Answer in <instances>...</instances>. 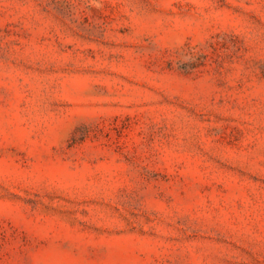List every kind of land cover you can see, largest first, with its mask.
<instances>
[{
    "label": "rangeland",
    "instance_id": "rangeland-1",
    "mask_svg": "<svg viewBox=\"0 0 264 264\" xmlns=\"http://www.w3.org/2000/svg\"><path fill=\"white\" fill-rule=\"evenodd\" d=\"M0 264H264V0H0Z\"/></svg>",
    "mask_w": 264,
    "mask_h": 264
}]
</instances>
